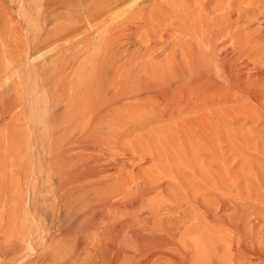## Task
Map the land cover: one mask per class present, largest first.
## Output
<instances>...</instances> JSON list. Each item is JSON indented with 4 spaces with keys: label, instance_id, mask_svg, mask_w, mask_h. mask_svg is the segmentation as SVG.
<instances>
[{
    "label": "rangeland",
    "instance_id": "1",
    "mask_svg": "<svg viewBox=\"0 0 264 264\" xmlns=\"http://www.w3.org/2000/svg\"><path fill=\"white\" fill-rule=\"evenodd\" d=\"M48 1L0 0V262L22 264L31 258L34 264L108 263L122 253L120 264H175L174 257L182 264L189 259L191 264H209L206 242L215 228L211 204L229 199L226 204H233L226 215L240 211L248 222L239 220L228 242L243 248L244 257L251 252L247 255L252 260L264 264V0H107L110 7L92 21L104 33L91 40L85 27L49 38L64 20L65 8L48 6ZM71 43H79L80 50L68 51L65 45ZM55 60L59 65L44 67ZM123 63L115 76L101 79L105 68ZM139 80L148 83L142 87ZM202 80L211 83L208 90ZM65 90L84 99L67 109L62 106ZM156 92L160 97L153 96ZM47 99L61 109L48 112ZM87 103L98 109L113 104L111 121L99 129L102 143L98 138L86 149L50 155L49 148L67 134V111L78 115L79 123H88L94 108L85 109ZM52 114L57 127L48 121ZM80 128L71 135H87ZM76 151L84 162L89 154L88 163L107 169L94 183H108L105 195L112 202L131 204L146 197L148 204H138L137 210L129 206V215L121 205L120 219H138L135 227L143 232L147 230L142 226L154 222L164 236L175 237L171 243L163 250L161 245L134 242L129 248L118 237L106 241L100 230L97 241L86 247L66 238L61 230L69 219L67 196L84 182L81 177L69 182L71 171L85 172V167L72 170L65 165ZM88 181L82 185L87 192ZM249 224L259 225L255 234L243 229ZM109 243L113 252L106 261L95 248L103 251ZM233 254L235 262L241 261Z\"/></svg>",
    "mask_w": 264,
    "mask_h": 264
},
{
    "label": "bare ground",
    "instance_id": "2",
    "mask_svg": "<svg viewBox=\"0 0 264 264\" xmlns=\"http://www.w3.org/2000/svg\"><path fill=\"white\" fill-rule=\"evenodd\" d=\"M110 3H113L114 1L116 0H109ZM49 5L52 4H56L58 7H62V8H65V14H64V20L62 21H59V28L57 31H51V33L49 34V38L50 37H55L56 39H59L61 37H63L64 35H68L70 34L71 32L77 30V29H80V28H83L85 27L86 30H85V34L87 35L86 36V39L87 40H91L92 38H97L101 33H104L103 30H99L98 28L100 27L99 24H95L93 26L92 24V21L93 20H96L97 18H99V16H101L109 7H110V3L107 2V0H49L48 1ZM58 23V22H57ZM247 25V24H246ZM251 26V25H250ZM255 26V25H254ZM261 26V25H260ZM93 27V28H92ZM253 28V27H252ZM98 30V31H97ZM111 30V29H110ZM120 30V29H118ZM101 31V32H100ZM252 31V30H251ZM258 31V30H257ZM110 32V31H109ZM248 32V31H247ZM113 34V33H112ZM110 35V33H109ZM243 35V34H242ZM258 35V34H257ZM232 37V36H231ZM52 39V38H51ZM50 40V39H49ZM67 41V40H66ZM230 42V41H229ZM90 45V44H89ZM236 45V44H235ZM60 46H62L60 44ZM67 48H65L63 46V49L65 48V51L66 49L69 51L74 49V50H80V45L79 43H71L70 45H65ZM232 46V45H230ZM233 47V46H232ZM237 48V47H236ZM253 49H256V48H253ZM232 49H230L231 51ZM243 50V49H242ZM84 51V50H83ZM207 51V50H206ZM246 51V50H245ZM244 51V52H245ZM247 52V51H246ZM83 53V52H82ZM235 53V52H234ZM240 53V52H239ZM64 54V53H63ZM61 54V55H63ZM67 54V53H66ZM65 54V56H66ZM226 54V53H225ZM244 55V54H243ZM57 56V55H55ZM240 55H238L239 57ZM58 57V56H57ZM237 57V58H238ZM62 58V57H61ZM234 59H236V57L234 56ZM52 60V59H51ZM233 60V59H231ZM240 60V59H239ZM65 61V59H64ZM63 59H62V62H64ZM236 61V60H235ZM126 62V61H125ZM59 61H53L52 63L48 64V63H45L46 66L44 67H48L50 65H59ZM103 61L101 62L100 66L103 67ZM127 63V62H126ZM189 63V62H188ZM238 63V62H237ZM124 64H119V67L117 68H111L109 70H107L105 68V73L103 74V76L101 77L102 80H104L105 78H108L110 77L111 75L112 76H115V73L117 72L118 69H120V66L121 67H124ZM226 64V63H225ZM44 65V64H43ZM221 66V65H220ZM236 66V65H235ZM239 66V65H238ZM126 67V66H125ZM169 67V66H168ZM223 67V66H222ZM237 67V66H236ZM236 67H234L236 69ZM43 69V66L41 67ZM182 68V67H181ZM180 68V69H181ZM185 68V67H184ZM187 68V67H186ZM233 68V69H234ZM179 69V68H178ZM234 69V70H235ZM252 69V68H251ZM165 70V69H164ZM189 70V69H188ZM231 70V69H230ZM119 71V70H118ZM124 71V70H123ZM182 71V70H180ZM232 71V70H231ZM122 72V71H121ZM167 72V71H166ZM184 72V71H183ZM217 72V71H216ZM230 72V71H228ZM233 72V71H232ZM177 74V72H175ZM121 74V73H120ZM123 74V73H122ZM218 74V73H217ZM165 75V74H164ZM180 75V74H179ZM166 76V75H165ZM174 76V75H173ZM178 76V75H177ZM258 76V75H257ZM256 76V78H257ZM261 76V75H259ZM170 77V76H169ZM216 77V76H215ZM247 77V76H246ZM244 76V78H246ZM255 77V76H254ZM115 77H113L114 79ZM176 78V77H175ZM174 78V79H175ZM233 78V77H232ZM236 78L239 79V77L237 76ZM251 77H249L250 79ZM260 78V77H259ZM259 78H257L259 80ZM201 79V78H200ZM199 79V80H200ZM220 79V78H219ZM237 79V80H238ZM241 79V77H240ZM248 79V78H247ZM253 79V78H252ZM255 79V78H254ZM193 80V79H192ZM234 80V79H233ZM251 80V79H250ZM256 80V81H258ZM173 81V80H172ZM223 81V80H222ZM221 81V82H222ZM244 81V79L242 80ZM255 81V80H254ZM255 81V82H256ZM47 82V81H46ZM204 85V87L208 90L209 87H210V84L207 80H202L201 81ZM259 82V81H258ZM261 82V81H260ZM68 83V82H67ZM70 83V82H69ZM126 83V82H125ZM136 83H143V86L142 87H145L146 83L148 82H144V81H137ZM213 83V82H212ZM226 83V82H225ZM262 83V82H261ZM106 84V83H104ZM103 84V85H104ZM151 84V83H150ZM232 84V83H230ZM256 84V83H255ZM258 84V83H257ZM45 85V84H44ZM51 84H49L50 86ZM68 85V84H66ZM72 85V84H71ZM112 85V84H111ZM224 85V84H223ZM47 86V84H46ZM48 86V87H49ZM92 86V85H91ZM118 86V85H116ZM45 87V86H44ZM106 87V86H105ZM120 86H118L119 88ZM180 87V86H179ZM184 87V86H183ZM212 87V86H211ZM228 87V86H227ZM261 87H262V84H261ZM63 88V87H62ZM89 88V87H88ZM122 88V87H121ZM196 88V85H193L189 90H192V89H195ZM213 88V87H212ZM264 88V87H262ZM43 89V88H42ZM109 90L111 88H108ZM235 89V88H234ZM47 90V89H46ZM148 90V89H147ZM58 91V90H57ZM68 91V90H67ZM70 91V90H69ZM68 91V92H69ZM83 91V90H82ZM81 91V92H82ZM150 91V90H149ZM184 91V90H183ZM262 91V89H261ZM68 92H66L65 90V93L67 94ZM76 92V91H75ZM87 92V91H86ZM139 92V91H138ZM146 92V91H145ZM177 92V91H176ZM181 92V90H180ZM209 92V91H208ZM79 93V92H78ZM99 93H102L99 92ZM117 93V92H115ZM169 93V92H168ZM65 94V95H66ZM84 94V93H83ZM181 94V93H180ZM62 95V94H61ZM79 94H74V93H70V94H67L66 97H65V100H64V104L62 106H65V108L68 109L67 106L69 107H72L73 109V104H77V103H80L82 100L81 99H84L82 96L79 97L80 95H82L80 93V95L78 96ZM107 95V94H106ZM119 95V94H118ZM161 95V92H156L153 94L154 97L158 98L160 97ZM174 95V94H173ZM195 95V94H194ZM200 95V94H198ZM204 95L206 96V94L204 93ZM203 95V96H204ZM113 96V94L111 95ZM182 96V95H181ZM180 96V97H181ZM184 96H187V94H185ZM202 96V97H203ZM98 97H101L100 95ZM64 99V97H62ZM86 98V96H85ZM95 98V97H94ZM113 98V97H112ZM130 98V97H129ZM170 98V97H169ZM184 98V97H183ZM186 98V97H185ZM184 98V99H185ZM194 98V97H193ZM198 98V97H197ZM119 99V98H118ZM20 100V99H19ZM105 100V99H104ZM1 101V100H0ZM88 101V99H87ZM98 101V100H97ZM102 101V100H101ZM178 101V100H177ZM45 102V101H44ZM86 102V101H85ZM95 102V101H94ZM128 102V101H127ZM46 103H47V109H48V112H52V111H59V109H61L62 106H59V103L55 102L54 99H47L46 100ZM84 103V102H83ZM99 103V102H98ZM104 103V102H103ZM172 103V102H171ZM133 104V103H132ZM139 104V103H138ZM72 105V106H71ZM112 103H108L107 105H103L101 106V108L98 109V107H96V105H89L87 103V106L85 107V109L89 110V108H94L93 109V112L92 114L89 116V121L88 123H84V121H80L79 123V119H78V115H75V114H69L68 111L66 112V116L67 118H65L64 122H65V127H66V130L67 131V134H65V138L62 142L55 144L54 148H49V151H50V155L53 151H57L59 153L65 151H70L71 149L73 150V148H77L78 150L80 149H86L88 148L86 145H88V143H97L95 140L96 139H100V142L102 143L101 141V138L103 135V132L99 129L101 128H104L106 125L109 124V122L111 121V116H112ZM135 105V104H134ZM144 105V104H143ZM98 106V105H97ZM137 106V105H136ZM189 106V105H188ZM75 107V106H74ZM120 107V106H119ZM192 107V106H191ZM190 107V108H191ZM28 108V107H27ZM189 108V107H188ZM66 109V110H67ZM177 109V108H175ZM78 114H80L83 109H79L78 110ZM92 111V110H91ZM122 111V110H121ZM154 111V110H153ZM174 111V110H173ZM180 111V110H179ZM65 112V111H64ZM169 112V111H168ZM178 112V111H176ZM174 112V113H176ZM1 113V112H0ZM120 113V112H119ZM173 113V114H174ZM54 114V112H53ZM52 114V118L51 119H47L48 121L51 122V124H55L56 121L53 120V118L55 117V115ZM177 114V113H176ZM84 115V114H83ZM115 115V114H114ZM171 115V114H170ZM63 116V115H62ZM179 116V115H178ZM121 117V116H120ZM12 118V117H11ZM57 118V116H56ZM116 118V117H115ZM105 119L103 122H100V120H103ZM57 120V119H56ZM88 120V119H87ZM86 120V121H87ZM46 121V120H45ZM58 121V120H57ZM85 121V122H86ZM106 121L108 122L106 124ZM49 123V122H48ZM113 124V123H112ZM64 125V124H63ZM116 125L117 122H116ZM62 126V125H61ZM54 127H57L56 125H54ZM73 127V130L72 129H69ZM80 127H82L84 129V131L87 133V135L83 136L82 134L81 135H78L76 137H73L72 132L76 129H80L82 130ZM109 128V127H108ZM30 129V127H29ZM59 129H65V128H59ZM53 130V129H52ZM64 132V131H63ZM81 132V131H80ZM101 133V134H100ZM60 136V135H59ZM58 139V138H57ZM64 146V147H59V146ZM53 147V146H52ZM56 149V150H55ZM77 152V151H76ZM75 152V153H76ZM55 153V152H53ZM102 154V153H101ZM96 155V153L94 154V156ZM110 155V154H109ZM123 155V154H122ZM60 156V154H59ZM90 155L88 154L87 156V163L83 161V157L81 156V154L79 155L78 152H77V155L75 157H70L69 159H65V165L68 167V168H72L73 169H78L79 167H85V172H79V173H76L75 171H71V175H70V180L69 182H76L75 180H77V177L78 178H82L85 182L88 181L87 183V186L90 187L89 188V191H85L84 187L82 186L83 184L80 186L79 184L76 186L74 185L73 187H76V189H73L71 193H68V201L70 202V205L68 206V212H67V217L69 218L66 225V228L62 227V230L64 228V230L61 232L64 234V236L67 238H74V240L79 243V242H84L85 244V247L86 245L89 243H95L97 241V233L96 231L100 230L99 233H102L101 235L104 236V239L106 241L108 240H112L111 242H113L115 239V237H118L119 239H121L120 243L121 244H124V245H127L129 246V243L131 242H134L136 244H139V243H149V244H153V246L155 245H161V249L163 248V246H166V243H169V240H170V243H171V238L174 239L175 237L172 236V237H168V236H164L163 233H160L158 231V227L157 226L158 224H154L153 223H146V226L142 228L145 230H147V232H143L140 230V228H137L135 227V222H137V220L134 222V220L130 217L128 218L126 216V218H123V219H120L121 216V205H123L122 209L125 210L126 208V211L124 214H127L129 215L131 212L128 208L132 207L133 209L136 208V206L139 204V205H147V200H146V197L141 195L140 197L136 198L135 202L129 204V203H126V202H123L121 200V204H119L118 202H112V200L110 199L111 197H108L105 195V191H107L108 189H110L108 183H104L102 184V182H100L99 184L98 183H94L95 182V179L94 177L97 175V174H104L107 169H103L101 167H99L98 165H100L99 163H95V161H93L92 163H88V160L89 158L91 159V156L89 157ZM102 156V155H101ZM107 156V155H106ZM104 157V155H103ZM142 157V156H141ZM260 157V156H259ZM108 158V157H107ZM126 158V157H125ZM143 158V157H142ZM114 159V158H113ZM127 159V158H126ZM145 159V158H144ZM261 159V158H260ZM115 160V159H114ZM120 160V159H119ZM128 160V159H127ZM131 160V159H130ZM83 161V163H81ZM100 161V160H99ZM115 161H118V160H115ZM120 162V161H119ZM128 163V162H126ZM125 163V164H126ZM63 164V163H62ZM104 165V164H102ZM106 165V164H105ZM114 165V163H113ZM129 165V164H128ZM127 165V166H128ZM123 167V165H121ZM126 166V165H124ZM131 166V164L129 165ZM103 167V166H102ZM106 167V166H105ZM108 167V166H107ZM110 168V167H109ZM123 169V168H121ZM132 171V170H131ZM108 172V171H107ZM109 174V173H108ZM106 175V173H105ZM75 178V179H74ZM81 180V179H79ZM82 181V180H81ZM91 181V183H90ZM98 182V181H97ZM71 183V184H72ZM69 184V183H68ZM76 184V183H75ZM86 185V184H85ZM66 187V186H65ZM73 187H70V190L73 188ZM82 187V188H81ZM87 187V188H88ZM146 187V186H144ZM264 187V186H262ZM143 188V187H142ZM146 189V188H144ZM149 189V188H148ZM143 190V189H142ZM142 190H140L142 192ZM152 190V189H151ZM150 190V191H151ZM138 191V190H137ZM144 191V190H143ZM215 191V190H214ZM219 191V190H218ZM149 193V191H148ZM151 193V192H150ZM215 193L218 195L219 192L215 191ZM223 193V192H221ZM139 194V192H138ZM220 194V193H219ZM225 195V193H223ZM137 195V194H136ZM221 195V194H220ZM76 196V197H75ZM135 197V196H134ZM219 197V195L217 196ZM220 198V197H219ZM224 198V197H223ZM217 199V198H216ZM67 200V199H66ZM131 200V199H130ZM220 200H223V201H219L217 204H211V205H215L213 206L214 207V210L210 208L211 211H215L214 213H210L209 211V214L210 217H211V221L213 223V226L215 228L212 229L213 235H211L207 240H209L208 242H206V245H207V248L208 250H210V253L212 255V263H209V264H259L262 259L260 260V262L258 261V263L251 257H249L247 254H250L249 252L246 254V256L244 257L243 253L245 252V250L239 246H231V244L228 242V240H230V238L232 237V235L230 234L231 232H236L237 231V228H238V224H239V220L243 219L242 217L245 216L244 214L242 215V212H236V213H232L231 215H226V211L225 209L226 208H229V205L230 204H233V201H231V203H229V205L226 204L227 201L230 202L229 199H220ZM71 201H73V203H71ZM155 201V200H154ZM246 201V200H245ZM132 202V201H131ZM150 202V201H149ZM192 202V201H191ZM197 202V201H196ZM212 202V201H211ZM67 203V202H66ZM228 203V202H227ZM248 203V202H247ZM246 203V204H247ZM198 205V204H197ZM227 205V206H226ZM130 206V207H129ZM178 206V205H177ZM201 206V205H200ZM207 206V205H206ZM81 208V212H76L78 213H74L72 212L75 208ZM202 207L205 208V206L202 205ZM235 207V206H234ZM141 208V207H140ZM147 208V207H146ZM173 208V207H172ZM179 208V207H178ZM176 208V211H178ZM198 208L201 209V207L198 206ZM209 208V207H208ZM206 209L205 210H209V209ZM217 208L221 211L219 212V214H217ZM230 208H231V205H230ZM139 209V208H138ZM137 210V208H136ZM146 210V209H145ZM144 210V211H145ZM227 210V209H226ZM230 210V209H228ZM227 210V211H228ZM132 211V210H131ZM135 211V210H134ZM175 211V209H174ZM176 211H175V214H176ZM200 211V210H199ZM198 211V212H199ZM148 211H146L147 213ZM203 212V211H202ZM143 213V212H142ZM145 213V212H144ZM229 213V212H228ZM132 214V213H131ZM140 214V213H139ZM174 214V215H175ZM137 215V214H136ZM173 215V216H174ZM183 215V214H182ZM134 216V215H133ZM132 216V217H133ZM141 216V215H139ZM153 216V214H152ZM65 216V219L67 218ZM120 217V218H119ZM123 217V216H122ZM138 217V215H137ZM157 217V216H156ZM171 217V216H170ZM186 217V215L184 216ZM208 217V216H207ZM246 217V216H245ZM249 217V216H248ZM247 217V218H248ZM64 218V217H63ZM143 218V217H142ZM147 218V217H146ZM167 218V217H166ZM169 218V217H168ZM140 219V218H139ZM145 219V217H144ZM178 219V218H177ZM181 219V218H180ZM209 219V217H208ZM208 219H206L208 221ZM118 220V221H117ZM161 220V218H160ZM164 220V219H163ZM168 220V219H167ZM167 220H166V225H167ZM170 220V219H169ZM172 220V219H171ZM63 221V220H62ZM139 221V220H138ZM174 221V219H173ZM244 222H248L247 219H243ZM140 222V221H139ZM156 222H159L156 221ZM159 223H162L161 221ZM164 223V222H163ZM186 223V222H185ZM184 223V224H185ZM208 223V222H207ZM138 225V224H137ZM160 225V224H159ZM164 224H162V226H164ZM170 225V224H168ZM167 225V227H168ZM183 225V224H182ZM258 224H249V227L247 228V226H243V229L247 230L248 232H250L251 234H255L254 232H256L258 229L256 226ZM61 226V225H60ZM139 227V226H138ZM173 227V226H172ZM176 227V226H175ZM237 227V228H236ZM255 227V228H254ZM164 228V227H163ZM181 228V226L179 227ZM224 228H226V230H228L226 233H223L225 231H222L224 230ZM162 229V227H161ZM261 229V228H260ZM160 230V229H159ZM256 230V231H255ZM95 231V233H94ZM198 231V230H197ZM92 232V233H91ZM180 232V231H179ZM187 232V231H186ZM245 232V231H243ZM169 232H167L168 234ZM92 234V235H91ZM178 234V233H177ZM249 234V233H248ZM96 235V236H94ZM240 234H238L239 236ZM250 235V234H249ZM262 235V234H261ZM260 235V236H261ZM93 236V237H91ZM241 236V235H240ZM239 236V237H240ZM174 237V238H173ZM202 237V236H201ZM237 237V236H235ZM248 237V236H247ZM250 237V236H249ZM92 239V240H91ZM177 239V238H176ZM183 239V237L181 238ZM233 239V237H232ZM245 238H243L244 240ZM248 239V238H247ZM179 240V239H177ZM249 240V239H248ZM247 240V241H248ZM255 240V238H254ZM182 241V240H181ZM188 241V240H187ZM233 241V240H232ZM241 241V240H240ZM245 241V240H244ZM250 241V240H249ZM248 241V242H249ZM261 241V240H260ZM259 241V242H260ZM115 242V241H114ZM234 242V241H233ZM256 242V240H255ZM258 242V241H257ZM258 242V243H259ZM239 243V241H238ZM244 243V242H243ZM242 243V244H243ZM88 244V245H89ZM181 244V243H180ZM249 244V243H248ZM184 245V244H183ZM194 245V244H193ZM205 245V244H204ZM205 245V246H206ZM246 245V243H245ZM255 245H259V244H255ZM260 245H262V243H260ZM259 245V246H260ZM250 246V245H249ZM248 246V247H249ZM179 247V246H178ZM251 247V246H250ZM129 248H131L129 246ZM184 248V247H183ZM192 248V247H191ZM190 248V250H191ZM247 248V247H245ZM101 249V248H100ZM100 249H98L97 247L95 248L96 252H99L98 255H100L101 253L104 254V256L106 257V261H107V255L108 254H111L113 252V249H111V244L109 243V245L106 247L105 250L101 251ZM159 249V248H158ZM250 249V248H249ZM253 249L257 252V248L253 247ZM163 250V249H162ZM182 252H185L183 249H181ZM196 251V250H194ZM236 251L239 256H240V259L241 261L239 262H235V259L233 258L234 254L233 252ZM189 252H193V250L189 251ZM163 253V252H162ZM260 253V251H259ZM262 254V253H261ZM180 255V254H179ZM186 255V253H185ZM253 255V254H252ZM256 255V254H255ZM237 256V254H236ZM26 257V256H25ZM103 257V256H102ZM182 257V255L180 256ZM184 257V256H183ZM182 257V258H183ZM244 257V258H243ZM104 258V257H103ZM238 258V257H237ZM25 259V258H24ZM121 259H124L122 253H118L116 255H114V258L113 260H109V262H105L104 261H100L99 263L97 261H95L93 264H120L119 261ZM181 259V258H180ZM180 259L178 258H175L174 257V262L175 264H182L184 261H179ZM26 260V259H25ZM187 260V259H186ZM14 261V260H13ZM36 261V259H31V258H28L26 261H22L23 263L22 264H34ZM192 262V259H189V264H191ZM20 263V262H19ZM0 264H2V262H0ZM5 264V263H4ZM17 264V263H15ZM21 264V263H20ZM92 264V263H91Z\"/></svg>",
    "mask_w": 264,
    "mask_h": 264
}]
</instances>
